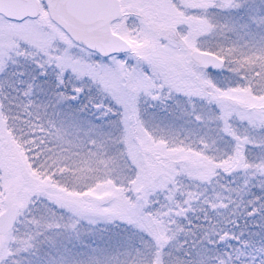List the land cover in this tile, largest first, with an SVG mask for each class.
I'll return each mask as SVG.
<instances>
[{
	"label": "snow or ice",
	"instance_id": "obj_1",
	"mask_svg": "<svg viewBox=\"0 0 264 264\" xmlns=\"http://www.w3.org/2000/svg\"><path fill=\"white\" fill-rule=\"evenodd\" d=\"M0 264H264V0H0Z\"/></svg>",
	"mask_w": 264,
	"mask_h": 264
}]
</instances>
